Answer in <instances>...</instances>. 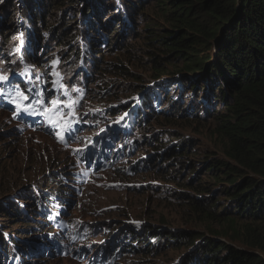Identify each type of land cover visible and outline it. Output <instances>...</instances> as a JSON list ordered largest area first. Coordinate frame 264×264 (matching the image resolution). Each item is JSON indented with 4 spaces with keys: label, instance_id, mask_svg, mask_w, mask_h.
I'll list each match as a JSON object with an SVG mask.
<instances>
[{
    "label": "trees",
    "instance_id": "1",
    "mask_svg": "<svg viewBox=\"0 0 264 264\" xmlns=\"http://www.w3.org/2000/svg\"><path fill=\"white\" fill-rule=\"evenodd\" d=\"M96 1L7 0L4 7L7 5L12 11L15 4L21 10L20 16L47 32L55 47L65 52L66 49L75 51V55L71 54L68 60L79 55L78 40L84 26L94 23L103 35L101 33L94 55L88 53L86 57H93L94 69L105 81L102 89L109 91V98H117L126 91L120 89L121 93H114L118 82L122 81L119 87H127L128 78H133L131 82L136 80L133 82L134 89L143 91L147 88L143 78L128 73L122 65L106 60L104 49L115 46V42L110 43L111 34L107 32L112 30V35L117 34L121 16H109L111 22L105 23L101 18L102 11L110 7L106 1ZM146 1L147 4L153 2V10H156L155 15L146 14L149 16L147 22L151 23L149 29L155 27L153 31H156L146 36V41L151 44L159 41V47L158 54L148 55L144 67L143 60L139 70L147 68L144 74L154 80L177 76L188 85L189 90L203 87L210 92L209 96H214L213 91L217 87L222 103L212 115V131L223 147L224 158L220 162L218 159L212 161L203 174L204 178L182 184L183 192L188 193L181 199L187 223L201 225L204 232L188 228L163 230L151 227L147 229L149 236L156 243L161 240L162 243L160 248L149 250L155 253L165 249L182 250V254L185 253L183 263L190 257V264H264V0H122L127 6V14ZM134 23L128 24L131 26ZM102 46L104 49L100 50ZM26 48L36 51L31 45ZM80 72L77 73L78 78L82 76ZM115 77L120 81H113ZM92 95L94 98L101 93L92 92ZM181 106L185 105L177 102L158 108L167 110L176 107L178 110ZM187 117L184 113H156L151 116L150 122L161 120L173 126L183 124ZM195 119L198 126L202 118L196 116ZM207 126L210 128L211 124ZM164 145L159 144V147ZM191 149L184 144L171 146L167 148V156L173 162L174 159L190 161L193 155ZM170 161L169 167H172ZM156 162L158 160L153 164ZM220 182L224 188L213 193L212 187ZM59 199H46L45 202ZM24 200L28 202L29 196ZM31 201L29 205L33 203ZM226 203L236 206L228 210ZM42 207L41 202L36 204V209L44 215ZM5 214L11 217L10 224L21 226L14 228L18 236L29 231L25 228L34 229L31 223L42 227L49 222L47 218L44 222L29 219L18 206L13 207L11 212L5 211ZM1 238L0 234V244L3 245ZM144 252L149 254V251ZM144 256L141 254V257Z\"/></svg>",
    "mask_w": 264,
    "mask_h": 264
},
{
    "label": "rangeland",
    "instance_id": "2",
    "mask_svg": "<svg viewBox=\"0 0 264 264\" xmlns=\"http://www.w3.org/2000/svg\"><path fill=\"white\" fill-rule=\"evenodd\" d=\"M4 1L7 4V0H0V31L4 34L0 39L1 66L3 65L4 68L12 70L17 63L26 65L28 63V58L24 54L16 55V53H23L31 50L27 48V50L24 51L26 47L31 45L32 50H36L35 53H37L40 58V66L37 68L38 73L48 74L49 62L52 57H54V60L57 62L50 70V74L53 76L65 74L66 69L71 71L78 70V65H73L71 61L66 63V57H60L58 48H55L51 53V48L49 46L38 43L39 39H36V35L34 36V40H32L28 32H17L19 27L25 22V19L17 16L21 12L20 8H17L14 4L12 5L11 11L7 5L4 7ZM96 2H100V0ZM107 2L115 15H121L127 30L123 34H120L123 29L120 27L116 35H112V30L107 32L111 34L110 43L115 42V46L119 45V47L117 49L114 48L115 46L106 47L104 49L106 60L108 63L112 62L116 65H122L128 70V73L143 78L145 80L144 84L156 91V97L154 98V103L156 104L161 97L159 88L161 86H166L171 77H162L158 80L149 79L150 77L144 74L147 68H144L143 71L139 70V66L142 65L143 60L144 67L148 55L150 56L153 53L158 54L156 51H158L159 41L156 42V44H151L146 41V36H149L151 32L156 33V31H153L155 27H153L152 30L149 29L148 26L151 25V23L147 22L149 21V16H146L148 12L152 15L156 14V10H153L154 3L149 2V4H147V1L141 2V4H138V8L132 10L130 13L131 18H128L119 0H106V3ZM128 7L130 8V5H128ZM129 22L135 23L129 26ZM26 24H30L32 27L30 22L25 23L24 26H26ZM82 36L83 38L91 40L96 46V40L101 36V31L97 29L94 23H91L84 26ZM25 38L27 43L21 48V42ZM89 65V62L86 61L85 73L90 72ZM75 77L68 76V79L73 81ZM176 77L177 76L174 78ZM83 80L84 79H82V81ZM176 80L177 82L172 83L175 84L174 87L169 90L170 100H174L175 97L181 95L185 91V86L179 83L178 79ZM113 81L120 80L118 77H115ZM104 82L100 74H95L90 90L104 91L105 89H102L105 87ZM110 82L111 81H106V83ZM118 83L116 88H114V93H119L120 89L126 90L117 97L122 98L120 99L121 102L128 101L134 97V85L131 81H128L127 87H124L125 85L119 87L122 81ZM193 93L195 94L193 90L188 92L189 104L195 110L199 111L200 114L204 115V122L199 123L197 126L195 124V117H189L185 120L186 122H184L183 125L192 123L191 125H178V127L171 128L172 131L166 130V133L164 129H161L158 134L165 145L169 143L172 144L178 140V138H181V140L185 142H190L193 146L191 163L194 165V169L192 167L187 169L181 166H176V168H174V163L170 162L172 165V174L177 178L175 182L176 185L151 181L153 184L156 183L157 186H153L146 190H137L134 188L131 190L121 188L119 191L97 190L95 188L94 176H92L87 183L79 185L77 174L85 169H83L74 158L73 150L75 146L71 145V142L63 147L57 144L52 136L45 134L40 129L31 128L22 123L12 122L10 113L0 109V234L3 239L5 238L8 240L9 238H15L17 234L14 228L21 227L18 224H10L9 219H11V217L6 215L5 211L11 212L13 207L20 205L26 206L29 211L30 209L36 211L37 213L31 212L32 215H35L34 217H39L41 215L40 210L36 209V204L38 203L27 205L25 204L27 202L23 201L30 196L31 193L40 195L36 202H41L48 212H51L52 208L45 202L46 199H51V197L54 199L62 197L71 200L62 218L67 221V218L70 217L71 223L74 224L90 225L97 223L101 227L111 226L113 230L117 231L120 229L121 224L125 225L131 222H141L147 224L149 228L154 227L158 229L161 227L163 230L188 228L204 232V228L201 225L187 223V219L184 216V209L181 207L183 202L179 195V187L180 184L187 183L195 176H198V178H195V181L203 177V174L210 166V161L218 159L220 162L224 158L222 157L223 147L212 131L214 127L211 120L212 116H208L209 112L214 109L215 101H213V98H196ZM106 94L109 95V93ZM219 96L220 95H216V97ZM115 102L118 101L115 100ZM221 103L219 99L216 101V104ZM208 124H211L210 128H208ZM148 128L152 130L153 127L148 126ZM164 147L165 146L159 149H163ZM155 160L157 159H152L151 156L148 157V162L151 163L152 166L155 165L153 164ZM195 172L196 175L190 177V175ZM141 175L143 176L145 174ZM64 177L72 180L67 190L64 189V186L60 185L61 182H64ZM111 184L113 185V183ZM223 188V184L220 182L217 186L213 187L212 191L216 192ZM58 201H60V199ZM67 202L63 201L61 204L66 206L65 203ZM220 205H223V203L220 202ZM38 219L41 221L40 218ZM30 225L33 227L36 226L33 223ZM25 229L30 230L31 228ZM125 230H128V227ZM29 232L35 234L36 237L44 236L46 238V240H44L45 243H49L50 236H55L59 239V248L61 251L65 250L63 249L64 244L66 245L68 242V239H64V236L59 235L56 230L47 231L37 227L31 231L24 232L25 244H16L10 249L11 252L9 255L7 254V256H11L12 258L17 257L26 264H84L70 255V253L77 254L76 251H72V247L67 248L69 254L64 257H62L60 253L59 255L52 253L51 256H48L47 254H37L42 253L39 250L30 251L26 243L31 239ZM103 237L104 235L101 234L98 238L101 240ZM144 243H146V245ZM144 243H142V247L146 249L150 242L145 239ZM151 243L153 244V240ZM161 243L162 241L158 242L159 245L157 247L153 245V249L160 248ZM7 244L9 245L10 242ZM147 251H149L148 255H146L144 251L140 252L145 255L144 257H141V254L132 255L131 258L126 261L123 260L124 262L122 261L120 264H190V257L183 263L185 253L182 254V250L172 251L171 249H165L160 253L150 252V250ZM0 262H3L2 256Z\"/></svg>",
    "mask_w": 264,
    "mask_h": 264
},
{
    "label": "clouds",
    "instance_id": "3",
    "mask_svg": "<svg viewBox=\"0 0 264 264\" xmlns=\"http://www.w3.org/2000/svg\"><path fill=\"white\" fill-rule=\"evenodd\" d=\"M119 1L123 9L127 12V6L123 4L122 0ZM113 15H115L114 12H112L110 8H106L105 11H102L101 18H103L105 23L108 21L111 22V17ZM17 16L22 18L20 14ZM79 16L81 18V15ZM109 16L111 17L109 18ZM127 17L131 18L130 13L127 14ZM24 19L25 22L19 27L17 32H28L31 39L34 40L33 31H35V37L39 39L38 43L49 46L51 48V53L55 48H58L50 41L49 34L43 32V29L40 27H35L33 23L31 24L32 27L30 24L24 26L25 23L30 22L27 18L24 17ZM119 25L123 28L120 34H123L127 29L122 17ZM1 36H4V34L0 31V39ZM100 37L96 40L97 42ZM78 41L80 51H77V53H79V55L73 56L72 60H68V57L75 51L66 49L65 52L62 48H58L60 57H66V63L71 61L73 65L79 66L77 71L66 69L65 74L53 76L50 74V70L57 62L54 60V57H52L49 62L48 74L38 73L37 68L40 66V58L37 53H35L36 51H26L28 54L25 52L28 58V63L26 65L17 63L19 67L16 64L12 70L0 65V77L6 78L0 80V109L10 113L12 122L22 123L31 128L40 129L45 134L52 136L55 142L63 147L71 142V145L75 146L73 150L74 158L78 161L80 166L85 169L77 174L79 185L87 183L92 176L95 177V188L104 191H119L121 188L127 190L133 188L137 190H146L153 186H157L156 183L153 184L151 181L176 185L175 182L177 178L172 174V167H169L170 160L167 156V148L184 144L185 146H190L193 152V146L190 142H185L181 140V138H178V140L172 144L169 143L168 145H164L165 147L163 149H159L161 148L159 144L165 143H163L164 141L158 133L161 129H164L166 133V130L172 131L171 128L178 127V125H186L174 124L170 126L163 123L161 120L155 123L150 121L152 120L151 116L156 113L173 115L184 113L185 116H188L187 119L189 117L193 118L199 116L202 118L200 120L202 123L204 121V115L200 114L199 111L195 110L189 104L188 92L191 90H189L188 85L184 84L179 77L170 78L166 86H161L159 88L160 94L161 90H163L164 93L161 94L156 104L154 103V98L156 96L153 97L154 94L156 95V91L148 86H146L147 88L143 91H136L134 89L135 95L128 101L121 102L120 99L122 98L111 99L109 95L106 94L109 93L108 90H90L94 75L99 74V72H96L94 69L95 62L93 57H86V55L88 53L94 55L93 51L97 48L92 44L91 40L83 38L82 34ZM103 47L104 46L100 47V50L104 49ZM86 61L90 64L89 73H85ZM78 71H81L80 74L82 75L79 79L76 75ZM17 72L19 74H17ZM14 74H17L18 77L12 82ZM68 76L76 77L73 81H70ZM82 77L84 79L83 81ZM132 79L133 78H128V81ZM176 79L185 86V91L181 95L175 97L174 100H170L169 90L174 87L175 84L172 83L177 82ZM134 81H132V83ZM216 89L217 87L214 88L213 91L214 96H209L210 92L203 87H198V90L192 89L193 92H195V94H193L196 98L205 97L214 99V109L209 112L208 116H212L219 107L216 101H218V99L220 100V96L216 97V95H220V92ZM36 90L39 91V93L45 94L38 106L30 97ZM92 92L96 94L101 93V95L93 98ZM25 97H27V99H25ZM54 100L56 101L55 104H53ZM115 100L118 102H115ZM177 102H181L185 106H181L182 108L178 110H176V107L167 110H160L158 108V106L165 107L174 105ZM139 123H141L140 126H138ZM124 125H127V127ZM148 126H152V130H149ZM111 131H113L112 135L110 133ZM111 138L113 139L110 140ZM148 155H150L152 159L158 160L154 166L151 164L148 167L145 166V164L149 163L148 157L150 156ZM174 162L177 167L181 166L187 169L192 167L194 169V165L191 163L192 159L190 161L187 159H174ZM209 163L211 166L212 161ZM176 166H174V168H176ZM141 174L145 175L142 176ZM194 175H196V172L190 175V177ZM195 178L196 176L191 178V180H195ZM63 181L64 182H61L60 185L64 186V189L67 190L72 180L64 177ZM111 183H113V185ZM182 184H180L179 187L181 199L184 194H188L187 192H183ZM39 197V194L31 193L29 201L31 199V202H33L32 204L38 203L36 200ZM51 199L55 200L53 197H51ZM29 201L25 204L29 205ZM63 201L69 202L65 203L66 206H63L61 204ZM182 202L183 205L184 201L182 200ZM46 203L52 208V211L48 212L42 205L45 213L43 215L40 210L41 215L39 217H34L35 215L31 214V212H33L32 209L29 211L26 206L19 205L18 207L23 210L31 220L32 218L37 220L40 218L41 221L44 222V218L49 219V222L42 227L36 225L35 228L40 227L47 231L56 230L59 235L64 236V239H68V242L66 245L64 244L63 249L65 250L61 251L59 248V239L55 236H50L49 243H45L44 240H46V238L44 236L36 237L35 234H29L31 239L26 243L30 251L39 250L43 252V249L48 256H51L52 253H56V255L60 253L61 256L64 257L69 254L67 248L72 247V251H76L77 254L70 253V255L84 264H120L123 260L126 261L131 258L132 255H137L138 252L151 250L154 248L153 245L156 247L159 245L154 241L153 237L149 236L150 233L147 230L149 227L145 223L131 222L125 225L121 224L120 229L117 231L113 230L111 226L101 227L97 223L90 225L74 224L71 223L70 217L67 218V221L62 218L71 200L61 197L60 201H48ZM235 206L236 204L234 203L225 204V208L228 210L234 209ZM127 227L128 230H125ZM31 230L33 229L29 231ZM101 234L104 235V237L99 240L98 237ZM145 239L150 242L146 249L142 247V243H144ZM152 240L153 244L151 243ZM1 241L3 245L0 244V260L2 256L3 262H0V264H26L17 257L12 258L11 256H7V254L9 255L11 252L10 249L16 244H25L24 233H22L21 236L17 235L15 238H9L8 240L2 237ZM9 242L10 244L8 245L7 243ZM144 244L146 245V243ZM107 247L108 249H106ZM105 249L106 251H104ZM37 254L43 255V253Z\"/></svg>",
    "mask_w": 264,
    "mask_h": 264
},
{
    "label": "bare ground",
    "instance_id": "4",
    "mask_svg": "<svg viewBox=\"0 0 264 264\" xmlns=\"http://www.w3.org/2000/svg\"><path fill=\"white\" fill-rule=\"evenodd\" d=\"M26 43H27V41H26V38L21 42V48L23 47V46H25L26 45ZM30 46V45H29ZM32 48V47H31ZM6 50V49H5ZM25 50H27V48L26 49H24V51ZM27 54H28V52H26ZM26 53L25 52H23V53H16V55H19V54H24L25 56H26ZM3 56H5V55H3ZM40 63V62H39ZM19 64H17V66H18ZM19 67V66H18ZM17 74H19L18 72H17ZM17 74H14V76H13V78H12V82L18 77V75ZM78 75V74H77ZM63 87V86H62ZM44 95L45 94H42V93H39V91H35L30 97L32 98V100H33V102L38 106V105H40V100H42L43 99V97H44ZM125 127H127V125H124ZM125 129V128H124ZM111 133V135L113 134V131H111L110 132ZM110 138V137H109ZM114 138V137H113ZM113 138H111L110 140H112ZM106 139H108V138H106ZM42 249V248H41ZM107 249V248H106ZM106 249L104 250V251H106ZM45 252V251H44ZM43 253V252H42ZM43 254H46V253H43Z\"/></svg>",
    "mask_w": 264,
    "mask_h": 264
},
{
    "label": "snow or ice",
    "instance_id": "5",
    "mask_svg": "<svg viewBox=\"0 0 264 264\" xmlns=\"http://www.w3.org/2000/svg\"><path fill=\"white\" fill-rule=\"evenodd\" d=\"M2 79H6L5 77H0V80H2ZM22 95V94H21ZM25 99H27V97H25ZM56 103V101L54 100L53 101V104H55ZM17 106H19V105H17Z\"/></svg>",
    "mask_w": 264,
    "mask_h": 264
}]
</instances>
